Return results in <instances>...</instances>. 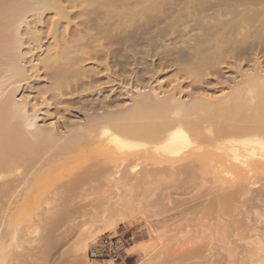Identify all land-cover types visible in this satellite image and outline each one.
<instances>
[{"label":"bare ground","instance_id":"1","mask_svg":"<svg viewBox=\"0 0 264 264\" xmlns=\"http://www.w3.org/2000/svg\"><path fill=\"white\" fill-rule=\"evenodd\" d=\"M180 25L185 30L190 29L191 34L188 30L186 32L193 35L189 46L186 45L189 43L186 42L188 36L182 34V38L179 36L181 40L178 37L182 44L186 43L187 53L188 50L190 52L184 54L185 58L181 53L179 57L182 60L177 58L176 61L181 66L180 73L190 78L192 84L202 83V77H206L202 72L207 68L214 72L227 56L228 59L231 55L235 56L233 54L239 57L255 47L264 50V0H0L1 227L5 225L9 228L17 205H39L50 200L40 192L41 186L51 184L53 187L50 205L53 194L59 191V195L60 189L65 188L67 193L61 195L65 201H58L62 206L66 202L73 205L67 207L66 203L65 210L52 214L46 230L51 242L47 247L55 252L74 235L75 224L62 228L76 212L74 199L80 198L79 195L76 197V188L91 187L93 184L101 188L111 186L120 194L114 195V200L104 195L101 198L104 202L100 206L103 212L109 214L121 211L116 218L71 245L74 259L70 256L68 263L82 264L81 258H86V253L97 243V238L108 233L115 234L117 228L131 222L128 211L132 201L137 203L138 191L142 193V189H145L151 195L149 190L152 185L161 191L162 187L166 188L165 185L168 187L177 183L175 186L180 188L182 185L183 188L195 182L197 185H194H199L200 190L208 187L207 184L212 186L213 199H207L210 195L199 197L198 189L194 198L192 194V197L189 196L191 200L187 199L190 204L193 200L203 199L200 200L203 202L201 207L197 205L200 207L198 212L208 215L209 211L208 217L214 219L215 225L212 230L209 228L211 232L207 228V235V232L204 234L201 231L204 227L206 231L209 223L203 220L204 214L189 218L192 221L187 219L188 224L194 227L198 225L201 228L202 221L207 224L201 229L197 226L195 230L185 232L186 235L182 237L184 242H179V238L174 240L178 263L264 264V178H248L225 185L213 176L207 179L193 159L194 151L202 150L204 144L220 141L232 145L234 154L240 152L264 158V68L256 57L254 60L251 58L248 70H240L241 64V67L234 65L235 76L238 75L240 79L226 86L225 94L213 95L200 88L197 93L189 92L187 99L183 100L179 96L182 93L180 84L169 91L160 92L161 86L159 89L151 87L150 81L157 74V69L148 60L161 54L159 47L162 40L175 37L173 31ZM45 33L51 44L44 51L42 36ZM140 42H146L147 46L138 47ZM168 48L164 53L169 55L172 48L169 45ZM40 70H43L46 85L35 88L37 91L32 101L29 94H24L22 90L32 88L30 83L41 78ZM140 72L141 77L146 75L150 79L148 85L143 88L136 86L135 95L129 96L130 92L124 91L127 100H118L115 96L111 100L108 96V103L104 98H101L102 101L98 99V104L89 103L94 93L100 95L103 92V84L109 85L111 80L119 79L122 75L126 80L135 78ZM29 90L33 93L32 89ZM46 94L50 95L46 97ZM49 97L58 104H55L57 119L54 120L47 109L42 117L51 116L54 122L40 125L39 113L42 107L50 105ZM75 102L81 106L72 107ZM74 110L82 117L76 116V112L74 115ZM103 150L108 153L100 155ZM149 151L168 160L165 169L146 159ZM62 160L63 163H60ZM209 169L213 170V167L209 166ZM61 173L64 174L62 178ZM177 187V192L185 188L180 190ZM83 191L86 193V189L82 188V196ZM164 193L163 198L164 195L166 197ZM134 197L137 200H132ZM158 198L160 196H157V201ZM185 200H181L182 204ZM53 207L51 209H55ZM194 218L197 225L193 222ZM181 225L180 222L177 226ZM3 228L0 231V264H14L13 250L16 247L13 246V239L2 232ZM30 228L32 234L38 237L43 232L42 227ZM29 230L26 229L27 232ZM156 232L133 243L127 253H138L146 258L157 248L156 257L154 253L152 255L154 260L160 259L158 264L166 263L167 260L163 259L166 254L164 246L168 244L165 245ZM242 242L244 246H237ZM22 250L26 251L23 247ZM68 251L71 252V249ZM113 251L114 248L109 247V256L105 259L108 261L101 264H115ZM171 255L169 259H173ZM47 257L50 263L52 257ZM27 260L23 263L29 264Z\"/></svg>","mask_w":264,"mask_h":264},{"label":"rangeland","instance_id":"2","mask_svg":"<svg viewBox=\"0 0 264 264\" xmlns=\"http://www.w3.org/2000/svg\"><path fill=\"white\" fill-rule=\"evenodd\" d=\"M180 27H182V25H180ZM180 27H178L177 30H175L176 28L174 29L173 34L175 35V37H171L170 36L171 37L170 38L169 36H166V37L170 38L171 40H167V38H165L166 39L165 40L164 37L161 38V39H164V40H162V44L159 47L160 49L158 48L159 51H161V52H159L161 54H158V56L157 55L156 56H151L149 58V60H148V61L153 62L155 70L157 69L156 70L157 74L155 75L154 79L152 78L151 79L152 81H150L151 87H155L156 89L160 88L159 89L160 92H162V90L164 92L165 91H169L170 89L175 87L177 84H180L182 93H180L179 96L182 97L183 100L187 99L189 92H191L192 94L195 93V92L197 93V92L200 91V88H203V89L207 90V92L209 94H213V95L225 94L227 92V87L226 86H231L233 84V82L235 83V82H237L240 79V77L238 75L235 76V73H234V70H233L234 65L237 66V64H238L240 66V64H241L242 67L240 66L241 67L240 70H242V71L248 70L250 68L252 60H254V57H256V58H258L260 60L259 62H261V65L264 68V50L260 51L258 48H257L258 49L257 50L256 47H255L252 51L249 50L250 51L249 52L247 50L246 52H244V55L241 54V56L239 55V57L237 56V54H233L235 56L231 55L230 56L231 60L228 59L229 56H227V59H224L225 61L223 60L224 62L222 61L221 64H219L217 66V68L214 70V72H213V70H210L209 68L205 69L204 70L205 72H202L203 75H206V77L202 75L204 77V78L202 77V83L203 84L202 83H200V84H192L190 82V80H191L190 78H187V76L183 75V72H182V74L180 73L181 71H179V70H181V68H180L181 66H180L179 62L176 61V59L180 58L182 60V58L179 57V56L183 54V57L185 58V55L190 52V50H188L189 52L187 53V49L186 48H187V46H189L192 43L191 38H192L193 34L192 35L188 34V32L191 34V30L190 29H187L188 32H186L187 30H185L182 27L184 29L183 30ZM193 31L195 32V30H193ZM180 33H181V35H180ZM173 34H172V36H174ZM182 34L189 37L188 41H186V42H189V43H187V44L185 43L187 45L186 47H185V44H182L179 41V39H180L179 36H181V38L183 37ZM178 37H179V39H178ZM42 43H43L42 44L43 45V49L45 51L47 49V47H49V44H51V40H50V38H49L47 33H45L42 36ZM143 43L140 42L138 47H140V48L144 47L145 48L147 46V43L146 42L144 44ZM174 44L176 46H174ZM179 44L180 45L182 44L184 46H182V45L180 46ZM168 45L170 46V49L172 48V50H174V51L171 50L169 52L170 53L169 55H168V53H164L165 50L169 49ZM177 45L179 47H182V48L184 47V49L178 48ZM162 47L165 48V49H161ZM180 49H182V50H180ZM260 52L261 53L263 52V54H260ZM249 54H250V56H249ZM236 56L238 58H234ZM242 58H244V59H242ZM251 58H253V59L251 60ZM36 59H37V57H36ZM180 59H179V61H180ZM143 66H145V65H143ZM143 66H141V68H143ZM159 70H161V71H159ZM39 74L41 75V78L40 79H36L34 82L30 83V87H32V88H29V89H32L33 91L31 90V92H33L34 94L30 93V90L28 88H26L27 90L26 89L22 90V92L24 94H29L30 99L32 98L31 99L32 101H33V97L36 94V91H37L36 89L43 87L44 84L46 85L45 80L43 81V79H44L43 75H42L43 74V70H40ZM126 74L127 73H125L124 75H126ZM141 74H142L141 72L139 73V75L137 74L139 76L138 78H137V75H136L135 78L134 77L131 78V79L127 78V80H126V77H124V79H123V75H122V77H120L119 79H115L113 81L111 80V83L109 85L106 84V86H104V84H103L101 86V88L103 89V92L101 93L102 95L101 94L99 95V93H94L93 97L89 98V100L91 99L89 103L91 105L92 104H96L98 99H100L99 101H102L101 98H104V101L106 100L105 102L108 103L110 101L108 96L111 97V100L115 99V97L116 98L118 97L117 98L118 100H124V101L127 100L128 97H127V95H125V92L129 91L130 92V93L128 92L129 96H131L132 94L135 95L136 94V90H135L136 86H142V88H143V86H145V85L147 86L148 85V81L150 79H148V76H146V75L141 77ZM215 75L217 76V78H216ZM141 78H143V80H141ZM233 78H235V79L233 80ZM128 80L130 81V83H129ZM135 80H137V82ZM227 80H229V81H227ZM216 81H218V82H216ZM101 83H103V82H101ZM225 83H227V84H225ZM159 86H161V87H159ZM22 92H21V94H23ZM119 92H120L121 96L119 95ZM49 95L50 94H46L44 96L48 97ZM19 96H21V95H19ZM112 97H113V99H112ZM107 100H109V101H107ZM54 101L55 100H52L49 97L48 102H49L50 105L46 106V107L45 106L42 107V112L39 113V123H40V125H42V124L47 125L48 123H50L52 121L54 122V120L57 119V111H56L57 108L55 107L56 103ZM38 102H40L39 99H38ZM90 104H89V106H90ZM56 105H58V104H56ZM73 105H72V107H74V108H77V107L81 106L80 103H78V102H75ZM61 106H63V105H61ZM61 106H57V107L60 108ZM46 110L48 111V113H50V115L53 117L54 120L52 119L51 116H49L50 118L49 117L48 118H43L42 117V113H45ZM75 112H76V116L79 115L80 117H82V115L79 112L75 111V110L73 111L74 115H75ZM204 145L205 146L203 147L202 150L194 151L193 159H194L195 162L197 161L196 162L197 164L200 165V168L203 170V172L205 174V177L207 179H209L210 177L213 176V177H215L217 179L218 182H220L222 184L233 185L235 182L238 183V182H240V180H246L248 178H253V179L264 178V158L263 157H261L259 155H255V156L247 155V154H243V153H240V152L234 154L233 151H232L233 150V146L228 144V143H226V142H221L220 141V142H216L214 144H204ZM106 153H108V151L103 150V151L100 152V155H103V154H106ZM146 159L151 161V163H153V164L160 165L162 167V169H165L167 164H169L168 160H166V159H164L162 157H159L158 155H156L152 151H149V154L146 156ZM60 163H63V160ZM209 166L213 167V170H210ZM176 176L174 177V179H176ZM60 177L61 178L64 177V174L61 173ZM177 178H178V176H177ZM180 178H181V176H180ZM175 184H177V183H175ZM175 184H172V185L169 184L170 186L168 185V187H167V185H165L166 188H164V187L161 188L162 192L159 191L160 190V189H158L159 187H156V185H152L151 189L150 190L148 189L149 191H151V195H149L150 193H146L145 189H142V191H143L142 193H144V194H142V193H140L138 191L137 192L138 194H136L138 201H137V203L135 201H132L134 204L132 203L130 205V210L128 211V213L130 214V221L131 222L129 224H127V225L120 226L117 229V231H116L117 235L108 233V234H105L102 237L97 238L96 239L97 243L94 246H91L89 248V251L86 253V258L81 256L82 257L81 258V263L83 262L82 264H88V263H90V264L91 263L92 264H100L97 261L105 260L106 258H108L107 249L101 247L100 242L103 239H110V240H112L113 247H114V251H113L112 255L114 256V260H116V264H158V262L161 261V260L160 259H158V260L155 259L154 260V257H156V255H157V251H158L157 248H156V251H154L155 250L154 249V250H152L150 252V254H149L150 256L148 255V257H146V258L149 259V261H147L148 259H146L145 257L139 255L138 253H135V254L127 253V249H129L132 246V244L135 243L136 241L143 240L144 238H147V236H150L153 233V231L154 232L160 231L159 233L156 232V233H158V234H156V236L157 235H158V237L160 236L161 238L160 237L159 238L164 242V244L165 243L168 244V245L165 244L166 247L164 246V248L166 249L164 253H166V254H164L165 257L163 256V259L167 260V261H166V263L164 262L163 264H169L170 262H172L170 264H173L174 261H175L174 264H179L178 263L179 260L177 259L178 257L176 255V251L177 250H175V247H174V243H175L174 240L179 238V242H184L185 239H183L182 237L185 236L186 233L190 232L191 230H195L194 228H196L198 226L197 223H196L197 222L196 219L195 218L193 219V222L196 221L195 222V224L197 225L196 227H194V225H192V224H188L189 221L187 222V219L190 220L189 218L192 219L193 216L195 217V216H200V214L201 215L204 214V212H202V211H201L202 213L198 212L199 211L198 208L200 209V207H201L200 204L203 203L201 201H204L203 199H201L203 197H201L199 195H202V196L210 195L209 197H207V199L211 200V199H213L212 198V194L214 193V190L212 189V186H210L209 184H207L208 187L204 186V189L207 188V189H205L206 191L204 189H201V190L198 189V188H200V186L199 185L196 186L197 183H195V182H194V184H196V185H194L193 182H192L191 184L193 186L189 183L192 187H190L189 184H188V186H186V185L183 186V188L185 187L184 189L181 187L182 185H180V188H179V187L175 186ZM185 184H187V183H185ZM91 187H92V189H91ZM91 187H89V186H86V188L82 187L83 190L86 189V193H88L87 194L88 196H87L86 193H84L85 191H83L85 197H83L84 195L82 196V192H81L82 188H80V186H78V188H76V190H75L76 197H77V195H79V197H80V198L77 197L78 199L77 198L74 199V204H75L74 206H75L76 212H74L73 218L70 219V222H68L62 228V230H63L67 225L75 224L74 225L75 226L74 235L72 236V238H69L66 241H64V244L61 247H59L58 249H56L55 252H54V250H52V249L50 250V249H48L49 247H47V246H49L51 244V242L49 241L50 237L47 236V234H46V230H47V227H48V224H49L48 222L53 217L52 214H55V213H57L59 211H62V209L65 210L69 205H71L70 203L66 202L67 204L64 203V205L62 206V203L65 201L64 200L65 199V197H64L65 195L64 194L67 193L65 188H62V190L60 189L59 195L60 196L64 195L63 197L61 196L62 198L58 197L59 196L58 195L59 191H56L55 192L56 194H53L52 203L54 205H52V203L50 205V202H51V199H52L51 198L52 195H50V194H51V191L53 190V187H52L51 184L43 185V186L40 187V192L42 193V195L46 196V198L49 197V199H50L47 202H45L47 205L45 203H42V204H39V205H28V204H25V205H22V206L21 205H17L14 208L13 221H12L11 225L9 226V228H7V226H5V225H3L4 228H3V226L2 227L0 226V231H1V228L4 229V230H2V232L4 234H6L5 235L6 237L10 238L11 240L13 239V241H14L13 242L14 243L13 246H14V248L15 247L17 248V252L19 251L18 252L19 254H18L17 252H15L16 248L13 250L14 264H25L23 262H26L27 259H28L27 263H29V264L30 263L31 264L32 263L33 264H45V262H46V264H54V263L55 264H58V263L59 264H69L68 263V261L70 262V258L69 257L73 256V259H74V255H73L74 251L72 250V246L71 245H73L74 243L79 242L82 239H84L88 234L92 233L99 226L107 224L109 221H111L112 219L116 218V216H117L116 214L118 212H120L121 210H118L116 212H110V214L107 213V212H103V210H102L100 205L104 201H102L101 198H104V195H105V197L114 200V199H116L114 195L118 196L120 194V192L117 191V189H113V187H111V186L110 187L109 186H104L103 188H101L98 185H94L93 184V185H91ZM176 187L178 189H180V190L183 189L182 191H184V192L182 193V191L180 192L179 190L177 192ZM111 188H112V190H111ZM143 188H145V187H143ZM186 188H187V190H189V192L192 191V189H193V191H192L193 193L190 192L191 194H189V192L187 190H186L187 191L186 192L185 191ZM201 188H203V187H201ZM156 189H158V191ZM163 189H165L164 191H166V189L167 190L169 189V190L164 193ZM171 189H172L173 193H172ZM197 189H198V193H199L198 196L201 197V198L198 199L199 201L193 202L194 201L193 200L192 203H194V204H192V203L190 204L189 201L191 200L190 199L192 197L191 195L194 194L193 195V198H194V196L197 195V193L195 191ZM63 190H64V193L62 192ZM79 191L81 192V196H80V194H78ZM121 191H122V194H124L123 193L124 189H122ZM149 191H147V192H149ZM159 192H161V194ZM174 192H175L176 195L174 194ZM200 192H202L203 194L202 193L200 194ZM163 193L166 194V197L164 195V198L162 197ZM177 193H178V195H177ZM179 193H181V194H179ZM107 195H109V197ZM152 195H154V197H151ZM183 195H185V196L187 195L186 198ZM157 196H160V198H158V201H157ZM189 196H191V197L189 198ZM82 197L84 198L83 200H82ZM187 198H189L190 200L188 201ZM54 199L56 200L55 202H54ZM80 199L82 200V202H81ZM135 199L136 198L134 197V199H132V200H135ZM159 199L163 200V202L160 203L161 200H159ZM58 200L62 201V203H60ZM139 200H140V202H139ZM181 200L182 201L185 200L184 202L186 203L185 204L186 206L188 204L187 202H189L188 206L190 205V207H188V206L186 207L185 205H183L184 202L182 204ZM195 200H197V197H195ZM48 202H49V204H48ZM57 202H59L61 205L58 203L59 204V206H58ZM110 202H112V201H110ZM158 202L160 204H158ZM155 203H157L158 206L159 207L161 206L162 208L161 207L159 208ZM177 203L179 205H181L182 208ZM206 203H204V204H206ZM43 204H45V205H43ZM65 204H66L67 207H65ZM72 205H73V203H72ZM172 205H174V207H172ZM176 205H178V206H176ZM193 205H195L194 208H196L197 205H199L200 207H197L196 209H194ZM45 206H51V207L54 206L53 208H55V209H51V207H45ZM57 206H58V209H57ZM131 206H134V207H131ZM42 207H44V208H42ZM166 207H167V209H166ZM41 208H42V210H41ZM46 208H47V210L50 208L51 212L52 211H54V212L51 213V212H49L50 209L47 211ZM39 210H41V211H39ZM44 210H46V211H44ZM46 212H49V213H46ZM196 213H199V214L196 215ZM40 214H41V216H40ZM113 214H115V215H113ZM205 214H204V219L203 220L206 219L205 220L206 222L209 221L208 226H210V227L206 226V224H207L206 222L202 223L203 221L201 222L200 226H202V227L206 226V229L210 228L212 230L213 225H215V223L213 221L214 219L211 218V216L208 217L209 211H208V215H207L206 212H205ZM49 216H51V217H49ZM39 219L41 220V222L39 221ZM42 219H43V221H42ZM0 220L2 222L3 218L1 217ZM183 220H185V221H183ZM190 221H192V220H190ZM180 222L182 224L181 225L182 227L181 226H177L178 224H180ZM31 225H33V226H31ZM173 225H174L175 229H174ZM27 226H28V228H26ZM30 227H33V228L42 227L43 232L38 237V236L32 234V232H31L32 228H30ZM176 227L178 228V230H177ZM204 228L201 231H203L204 234H206L205 232H207V235H208L209 231L211 232V230L209 229V231H208V229H207L206 231H204L205 230ZM26 229L27 230L30 229L29 230L30 232L28 231L29 232L28 233L26 231ZM17 230H18L19 235L17 234ZM176 230L178 232H176ZM198 231H200V230H198ZM162 232L164 234L166 232L167 234L163 235ZM24 233L26 234V236H25ZM148 233H149V235H148ZM14 234H16V235L14 236ZM20 234L22 235V237H20L21 236ZM17 236H18V238H17ZM15 237H16V239H18V241L15 239ZM171 237L172 238L174 237V239H172ZM170 239H171V241L168 242V240H170ZM46 241H47V243H46ZM38 242H40V243H38ZM15 243H16V246H15ZM37 243H38L39 246L37 245ZM20 244H21V246H20ZM237 244H239V243H237ZM240 244H242V245H240ZM240 244L237 245V246H244L243 242L240 243ZM70 246H71V248H70ZM22 247L25 248L26 251L23 252L24 249L22 250ZM69 249H71V252L68 251ZM50 251L53 252V254L50 255V253H51ZM240 251H241V248H240ZM240 251L238 250V252H240ZM24 253H27V254L25 255ZM65 253H67V255ZM153 253H154V255L155 254L156 255L154 256ZM16 254H18L19 257H17L18 255H16ZM33 254H35V256ZM171 254H173V255H171ZM166 255H168V256L171 255L172 256L171 258H173V259H169V257L166 256ZM31 256L32 257L34 256L36 259L35 258L31 259ZM47 256H50V257L53 256L52 258L49 257L50 258V261H49L50 263H48L49 259H48ZM46 258L48 260H46ZM54 259H56L57 261H55ZM58 259H60V260H58ZM64 261L65 262L67 261V262L65 263ZM70 264H72V263H70Z\"/></svg>","mask_w":264,"mask_h":264},{"label":"built area","instance_id":"3","mask_svg":"<svg viewBox=\"0 0 264 264\" xmlns=\"http://www.w3.org/2000/svg\"><path fill=\"white\" fill-rule=\"evenodd\" d=\"M111 246H112V248H114V247H113L112 240H110V239H103V240L101 241V247L107 249V253H108L107 256H109V247H111Z\"/></svg>","mask_w":264,"mask_h":264},{"label":"crops","instance_id":"4","mask_svg":"<svg viewBox=\"0 0 264 264\" xmlns=\"http://www.w3.org/2000/svg\"><path fill=\"white\" fill-rule=\"evenodd\" d=\"M118 229V228H117ZM117 229H116V231H117ZM115 231V234L117 235V232ZM137 242V241H136ZM107 262L108 260H104V261H101V262H99L100 264L102 263V262ZM115 264H116V261H115Z\"/></svg>","mask_w":264,"mask_h":264}]
</instances>
